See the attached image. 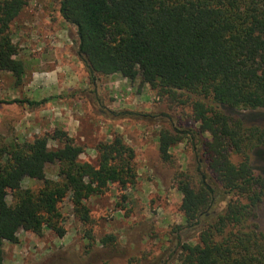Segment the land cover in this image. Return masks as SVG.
Masks as SVG:
<instances>
[{"label": "trees", "instance_id": "obj_1", "mask_svg": "<svg viewBox=\"0 0 264 264\" xmlns=\"http://www.w3.org/2000/svg\"><path fill=\"white\" fill-rule=\"evenodd\" d=\"M26 6V0H0V72L10 73L16 85L25 66L16 58L10 27ZM58 6L76 29V54L90 82L120 73L161 97L201 98L192 105L196 126L158 133L159 157L171 167L173 146L186 139L192 152V169L174 172L183 217L174 231L197 235L194 244H180L173 264H264V232L257 226L264 168L253 166L255 155L264 157V125L246 124L240 115L264 111V0H58ZM95 151V163L82 161L83 148L61 129L0 148V264L4 243H17L20 230L65 235L59 210L65 198L87 225L86 200L110 185L135 184L134 151L120 135ZM52 165L57 180L46 178ZM25 179L41 185L23 188ZM115 239L106 235L99 242L113 245Z\"/></svg>", "mask_w": 264, "mask_h": 264}, {"label": "rangeland", "instance_id": "obj_2", "mask_svg": "<svg viewBox=\"0 0 264 264\" xmlns=\"http://www.w3.org/2000/svg\"><path fill=\"white\" fill-rule=\"evenodd\" d=\"M26 2L10 27L16 58L25 66L24 76L16 85L10 73L0 72V148L61 129L83 148L81 160L95 163L96 144L109 142L118 134L134 151L136 180L126 188L110 185L105 194L86 200L91 224L82 225L65 198L59 204L65 235L59 238L44 230L38 236L20 230L17 243L3 245L4 264H125L131 258H141L139 264L175 263L180 244H194L197 235L194 230L174 231L183 225L182 196L173 180L174 172L192 169V152L186 139L173 146L171 167L159 157L158 133L162 128L186 131L196 126L192 105L201 98L188 94L161 97L139 79L132 82L120 73L117 78L99 76L90 82L76 54V29L61 18L58 0ZM73 77L84 90L76 96L72 95ZM92 91L98 92L100 100ZM36 100L45 101L40 105L27 103ZM102 104L111 112L126 115L101 116L96 110ZM240 115L246 124L264 125V111ZM84 124L96 138L82 139ZM253 166L264 168L263 155L254 156ZM56 171V166H47L46 178L57 180ZM40 185L35 180L22 182L23 188L32 190ZM7 200L10 202V197ZM257 226L263 233L264 203ZM106 235L116 238L113 245L99 242ZM91 240L94 244L87 250Z\"/></svg>", "mask_w": 264, "mask_h": 264}, {"label": "crops", "instance_id": "obj_3", "mask_svg": "<svg viewBox=\"0 0 264 264\" xmlns=\"http://www.w3.org/2000/svg\"><path fill=\"white\" fill-rule=\"evenodd\" d=\"M113 78L115 77V78H117L118 77V74H113V76H112ZM79 83V81H77L76 80V78H74L73 77V85H74V87H75V90H74V92L72 93V95L73 96H76L77 94H79L80 92H83L84 90H81V88L79 87V86H77L76 84H78ZM68 89H70V88H68ZM97 92V91H96ZM95 91H92V93L95 95V97H96V100H100V98H99V95H98V92L96 93ZM42 101H45V100H42ZM42 101H35V102H42ZM77 101H80V100H77ZM98 113H99V115H101V116H108V113L109 114H113V116H116L115 114V112L116 111H114V112H111L112 110H109L107 107H105V106H103V104L102 105H100V107L96 110ZM110 111V112H109ZM129 111H132V110H129ZM81 115H84V113H81ZM86 116V115H85ZM83 117V116H82ZM81 117V118H82ZM82 122H83V119H82ZM87 124H84L83 126H81V132H80V134L82 135V139L83 140H85V138L86 139H91V138H96L93 134H91L90 132H89V129H87Z\"/></svg>", "mask_w": 264, "mask_h": 264}]
</instances>
